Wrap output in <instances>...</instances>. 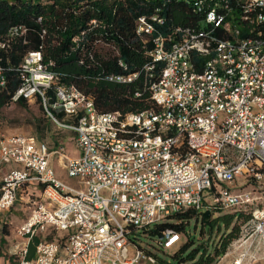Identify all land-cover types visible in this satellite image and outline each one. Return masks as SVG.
I'll return each mask as SVG.
<instances>
[{"label": "built area", "instance_id": "built-area-1", "mask_svg": "<svg viewBox=\"0 0 264 264\" xmlns=\"http://www.w3.org/2000/svg\"><path fill=\"white\" fill-rule=\"evenodd\" d=\"M194 8L200 12V3ZM204 20L222 37L178 31L176 42L150 39L151 64L144 70L162 67L148 85L153 108L143 112L101 114L75 87L53 89L55 78L40 53L23 58L11 104L38 103L57 128L74 133L79 155L66 158L27 136L0 138V213L25 206L28 216L16 234L37 241L34 258L26 259L25 244L12 254L15 264H155L130 242V232L178 212L204 211L212 185L211 206H253L247 251L227 264H244L259 242L264 261V198L258 194L264 187V0H248L231 20L214 9ZM152 32L138 20V36ZM23 33L14 28L10 36ZM194 59L203 62L196 66ZM5 87L0 63V91ZM48 90L54 99L45 96ZM55 156L78 189L57 179ZM59 233H66L63 246L48 239ZM175 236L164 230L161 245Z\"/></svg>", "mask_w": 264, "mask_h": 264}, {"label": "trees", "instance_id": "trees-1", "mask_svg": "<svg viewBox=\"0 0 264 264\" xmlns=\"http://www.w3.org/2000/svg\"><path fill=\"white\" fill-rule=\"evenodd\" d=\"M248 0H0V63L4 70L6 87L0 91V112L11 104V97L20 86L19 68L28 53L38 52L41 63L54 78L53 89L73 86L89 97L101 113L118 112L122 115L153 108L148 85L158 77L162 65H155L148 74L145 66L151 64L147 53L150 39L159 36L165 42L179 40V32L221 38L220 31L205 23V14L214 9L231 20L243 13ZM200 3V12L194 8ZM153 27L151 36L136 34L139 19ZM20 28L19 37L10 31ZM202 60L194 59L198 66ZM136 76L129 83H118L116 77ZM151 76V77H150ZM53 90L45 96L54 99ZM46 119L42 107L36 103ZM24 107L25 102L15 103ZM55 118L63 123L62 114ZM59 129V128H58ZM68 133L74 140V133ZM34 138L42 142L43 132ZM45 144V143H44ZM46 145V144H45ZM59 143L53 142L55 149ZM251 190L253 188H250ZM217 187L212 185L203 202L205 210L197 214L178 212L143 232H130L129 239L136 244L141 235L161 245L160 237L170 229L184 235V244L170 256L168 262L156 259L158 264H215L236 243L253 232V206L245 205L236 211L221 210L210 205ZM256 192V191H255ZM258 194H264V187ZM208 209V211H207ZM209 213L205 218L204 214ZM224 212V213H223ZM223 213L213 217L214 214ZM191 230V234H190ZM9 234L8 225L0 222V248ZM196 234V235H194ZM147 254L146 252H144Z\"/></svg>", "mask_w": 264, "mask_h": 264}, {"label": "rangeland", "instance_id": "rangeland-1", "mask_svg": "<svg viewBox=\"0 0 264 264\" xmlns=\"http://www.w3.org/2000/svg\"><path fill=\"white\" fill-rule=\"evenodd\" d=\"M43 132L42 142H44L49 148L53 147V142L59 143L58 148L52 149L51 151H61V154L66 158L72 159L78 157V150L75 146V140L65 133L59 130L56 126L50 125L44 118L40 107L34 104H26L24 107H19L15 104L9 105L0 112V138L9 137L13 135H22L30 138H36L37 133ZM54 163V168L56 172L57 179L64 185L78 189L75 179H70L66 175L64 164L61 159L57 156L52 158ZM38 193V192H36ZM101 196H106L102 193ZM264 198V194H263ZM22 205L17 203L13 209L8 212L0 213V222H4L8 225L10 221L12 224H19L28 216V211H25V206L22 209ZM224 213V212H223ZM223 213L214 214L213 217L217 215H222ZM10 226L8 225V228ZM190 230V234H191ZM196 235V234H194ZM185 242V236L180 234L173 237L169 242L158 245V243L149 239L148 237L140 236L139 241L136 244L139 245L147 255H150L155 259H160L168 262L170 256L174 254ZM230 250L215 264H227L231 259L228 254ZM0 264H2L0 259ZM139 264H147L145 261H141ZM256 264H264V261L259 260Z\"/></svg>", "mask_w": 264, "mask_h": 264}, {"label": "crops", "instance_id": "crops-1", "mask_svg": "<svg viewBox=\"0 0 264 264\" xmlns=\"http://www.w3.org/2000/svg\"><path fill=\"white\" fill-rule=\"evenodd\" d=\"M20 205H22L20 203ZM23 206V205H22ZM22 209H24L22 207ZM26 211V209H24ZM25 220V219H24ZM20 222L19 224H12L10 221L8 222L9 227V234L7 237L4 238V245L0 248V259L2 264H15V259L13 258L12 254L17 250H22L24 245H27V253L26 259L31 260L34 258V247L36 244V240H24L17 236L16 230L22 225L24 222ZM49 240H55L63 246L66 239V233H59L55 237H48ZM248 242L246 240H242L236 243L230 250L228 256L232 259L237 257L239 254L247 251ZM250 258L245 261L244 264H256L259 260L263 261V246L259 242L253 249L249 252Z\"/></svg>", "mask_w": 264, "mask_h": 264}, {"label": "water", "instance_id": "water-1", "mask_svg": "<svg viewBox=\"0 0 264 264\" xmlns=\"http://www.w3.org/2000/svg\"><path fill=\"white\" fill-rule=\"evenodd\" d=\"M49 104H50V105L52 104V101H51V100L49 101ZM204 217H205V218H208V217H209V213L206 212V213L204 214Z\"/></svg>", "mask_w": 264, "mask_h": 264}]
</instances>
